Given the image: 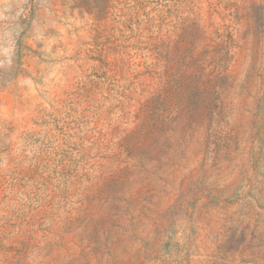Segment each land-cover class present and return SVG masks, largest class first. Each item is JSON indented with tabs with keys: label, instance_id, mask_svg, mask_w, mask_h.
I'll use <instances>...</instances> for the list:
<instances>
[{
	"label": "rangeland",
	"instance_id": "374dc122",
	"mask_svg": "<svg viewBox=\"0 0 264 264\" xmlns=\"http://www.w3.org/2000/svg\"><path fill=\"white\" fill-rule=\"evenodd\" d=\"M0 264H264V0H0Z\"/></svg>",
	"mask_w": 264,
	"mask_h": 264
}]
</instances>
